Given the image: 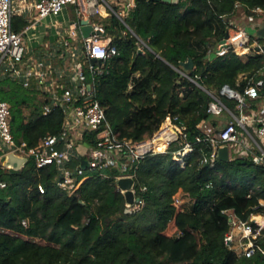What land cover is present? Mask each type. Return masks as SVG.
<instances>
[{"label": "trees", "instance_id": "trees-1", "mask_svg": "<svg viewBox=\"0 0 264 264\" xmlns=\"http://www.w3.org/2000/svg\"><path fill=\"white\" fill-rule=\"evenodd\" d=\"M257 10L264 12V0L142 1L125 24L115 15L98 18L118 50L96 84V99L111 128L121 139L143 141L168 118H178L193 152L184 167L177 163L173 152L182 146L180 139L166 153L141 159L135 190L145 205L131 213L117 170L93 174L72 195L58 186L56 166L37 169L30 159L17 174L1 172L0 185L6 187H0V264H264L263 239L249 258L238 256L225 241L230 214L247 221L264 211V165L239 156L214 167L205 162L212 149L199 141L204 135L198 126L217 127L223 117L210 116L211 97L177 71L192 59L189 76L214 93L224 85L244 93L249 78L263 80L260 97L247 100L248 112L259 109L264 56L231 51L211 59L226 36V22L258 18ZM27 25L22 17L12 19L15 32ZM143 44L148 48L141 52ZM0 97L10 105L16 142L34 149L41 139L61 133L62 111L44 114L50 99L35 83L25 87L10 76L0 78ZM223 101L236 111V102ZM84 159H74L69 168L78 169ZM180 198L188 200L185 209L174 205Z\"/></svg>", "mask_w": 264, "mask_h": 264}, {"label": "built area", "instance_id": "built-area-1", "mask_svg": "<svg viewBox=\"0 0 264 264\" xmlns=\"http://www.w3.org/2000/svg\"><path fill=\"white\" fill-rule=\"evenodd\" d=\"M19 4L16 6L14 0H0V72L22 81L25 87H31L35 83L36 88L50 99V103L44 108V114L48 115L59 109L64 115V124L59 136H47L34 149H28L25 142L15 141L10 127V105L0 97V174L3 171L15 174L10 168H5L3 160L8 155L26 159L27 163L34 159L37 169L56 166L58 186L72 195L93 174L103 175L105 170L119 172L115 177L117 184L124 179L135 181V170L141 159L149 154L166 153L180 139L183 144L173 152V156L182 167L186 165L193 146L186 142V127L177 123L178 118H168L151 139H121L111 128L104 108L96 99L97 81L107 72V63L118 56V50L112 46V39L107 36L103 26L93 20L115 15L125 24V18L136 5L134 0H127L123 4L124 11L120 12L109 0H36L33 8L40 19L57 17L68 6L76 8L77 20L70 23L67 33L60 39L57 56L60 65L54 64L55 68L44 59L29 57L24 33L13 31L12 19L23 9V3ZM255 13L261 16V22L254 15L247 17L244 25L233 20L226 22L228 38L225 36L217 46L214 52L217 57L231 51L240 57L254 53L264 56V39L253 36V32L264 26V12L257 10ZM84 19H90L95 32L101 34L83 37L80 28ZM144 48L148 47L143 44L141 51ZM94 59L102 62L93 64ZM177 71L211 97L207 109L210 116L225 117L217 127L208 122H202L198 126L204 135V139L199 141L206 142L212 149L205 162L214 167L219 161V150L227 147L230 159L235 156L251 158L256 164L264 165V103L259 109L247 111V100L260 97L263 80L249 78L244 93L228 85L214 93L200 86L189 76V71ZM261 74L264 76V71ZM241 79L247 77L241 76ZM223 99L236 102V111ZM165 127L167 128L164 130ZM161 136L165 137L166 142L163 151H159L156 144ZM81 158L88 161V167L84 169L80 166L71 170L69 164L74 159ZM86 171L91 175L83 176ZM0 187L5 188L6 185L1 184ZM38 189L41 194H45L43 185H39ZM133 191L136 204L132 207L127 205V208L139 211L145 204L137 197L135 186ZM142 191H146V188ZM121 193L125 195V191L121 190ZM187 203V199L180 198L174 205L185 209ZM260 206L264 208V203L261 202ZM230 221L231 229L226 235V243L238 256H253L261 248L260 240H264V211L252 214L247 221L230 214Z\"/></svg>", "mask_w": 264, "mask_h": 264}, {"label": "crops", "instance_id": "crops-1", "mask_svg": "<svg viewBox=\"0 0 264 264\" xmlns=\"http://www.w3.org/2000/svg\"><path fill=\"white\" fill-rule=\"evenodd\" d=\"M15 5L22 4V10L15 17H22L27 22V27L22 32L24 33V40L28 51V56L36 60H45L54 67V64L60 65L57 56L59 53L60 39L67 32L71 22L77 20V13L75 6H68L57 17H47L40 19L36 10L33 8V3L36 0H14ZM113 6L118 7L121 0H109ZM98 19V18H97ZM96 19V20H97ZM243 20H236L243 25L247 22L246 18ZM95 22V20H93ZM261 22V20H259ZM55 68V67H54ZM7 77L0 72V78ZM227 119V118H226ZM220 123V122H219ZM212 124V123H210ZM213 125V124H212Z\"/></svg>", "mask_w": 264, "mask_h": 264}, {"label": "water", "instance_id": "water-1", "mask_svg": "<svg viewBox=\"0 0 264 264\" xmlns=\"http://www.w3.org/2000/svg\"><path fill=\"white\" fill-rule=\"evenodd\" d=\"M142 1L152 2V3L166 2V3L177 4L184 0H134L135 4H137L138 2H142ZM80 32L82 36L85 38H89L90 36L95 35V34H98V35L101 34V32H97V33L95 32L94 26H92L90 19H84L81 21ZM256 37L264 39V26L256 32ZM226 38H228V35H226ZM256 50L259 51V48H257ZM263 51H264V47H263ZM216 58H217V54L213 53L211 55V59L214 60ZM101 62L102 61L100 60H95V59L92 60L93 64L101 63ZM183 68L186 71H192L194 69L193 60L189 59L186 63H183ZM218 157H219V161L228 162L230 160L228 148L225 147V148L220 149ZM3 162L5 163L4 164L5 168H10L12 170V173H15V174L20 172L27 163L26 159L18 158L13 154L8 155L6 158H4ZM88 165H89L88 161L82 162V168L86 169ZM118 186L121 190L125 191V199H126L127 205L131 207L134 206L136 204L135 193L133 191V188L135 186V181L131 179H124L119 182ZM131 212L132 211L127 208V213H131Z\"/></svg>", "mask_w": 264, "mask_h": 264}, {"label": "bare ground", "instance_id": "bare-ground-1", "mask_svg": "<svg viewBox=\"0 0 264 264\" xmlns=\"http://www.w3.org/2000/svg\"><path fill=\"white\" fill-rule=\"evenodd\" d=\"M167 127L164 128V130L166 129ZM163 130V132H164ZM165 137L161 136L160 139L156 142L157 144V149L159 151H163L165 150V146H166V142L164 141Z\"/></svg>", "mask_w": 264, "mask_h": 264}, {"label": "rangeland", "instance_id": "rangeland-1", "mask_svg": "<svg viewBox=\"0 0 264 264\" xmlns=\"http://www.w3.org/2000/svg\"><path fill=\"white\" fill-rule=\"evenodd\" d=\"M126 1L127 0H121V2L118 4L119 11H124L123 4L126 3ZM258 19L261 20V16H259ZM240 20L242 21L243 19H240ZM95 22H96V20H95ZM243 23H246V22H243ZM253 34H254L253 36H255L256 35V32L255 33L253 32ZM262 42L264 43V41H262ZM224 118L225 117H223L222 121L224 120ZM3 173L7 174L8 172L7 171H4Z\"/></svg>", "mask_w": 264, "mask_h": 264}]
</instances>
